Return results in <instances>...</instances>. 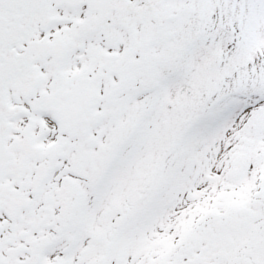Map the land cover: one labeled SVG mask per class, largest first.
<instances>
[{
	"label": "snow or ice",
	"instance_id": "snow-or-ice-1",
	"mask_svg": "<svg viewBox=\"0 0 264 264\" xmlns=\"http://www.w3.org/2000/svg\"><path fill=\"white\" fill-rule=\"evenodd\" d=\"M0 264H264V0H0Z\"/></svg>",
	"mask_w": 264,
	"mask_h": 264
}]
</instances>
